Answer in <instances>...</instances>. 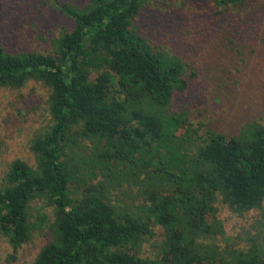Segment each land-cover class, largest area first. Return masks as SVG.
I'll list each match as a JSON object with an SVG mask.
<instances>
[{"label":"trees","instance_id":"trees-1","mask_svg":"<svg viewBox=\"0 0 264 264\" xmlns=\"http://www.w3.org/2000/svg\"><path fill=\"white\" fill-rule=\"evenodd\" d=\"M256 1L210 0L216 18ZM145 4L53 3L70 28L51 39L49 52L11 54L0 45V88L38 83L47 90L49 117L29 145L35 167L13 160L0 183L8 262L29 241V203L41 200L51 209L50 240L31 264H264V240L228 259L198 243L221 233L217 202L237 214L264 213V125L244 123L229 136L205 128L200 135L172 109L196 72L138 33L133 22ZM258 27L240 40L249 37L244 46L264 52V26ZM218 44L226 61L242 46ZM84 153L92 159L76 156ZM122 186L135 188L142 203L111 201L109 191ZM154 226L162 230L157 257L139 258Z\"/></svg>","mask_w":264,"mask_h":264},{"label":"rangeland","instance_id":"rangeland-1","mask_svg":"<svg viewBox=\"0 0 264 264\" xmlns=\"http://www.w3.org/2000/svg\"><path fill=\"white\" fill-rule=\"evenodd\" d=\"M72 1L80 6L83 0H0V45L11 54L49 52L51 39L70 28L68 20L52 5ZM218 10L210 0H146L145 8L133 23L153 49L178 58L196 72L185 94L175 97L172 109L185 113L192 129L199 126L197 134L213 128L229 136L244 123L264 125V52H260L258 44L244 46L249 37L244 42L240 40L251 26H264V0L247 5L242 12L228 10L229 16L216 18ZM226 39L244 46L232 53L235 56L230 61L225 60L218 44ZM46 98L47 90L34 82L17 90L0 88V183L13 160L35 167L29 145L49 125ZM76 156L81 161L92 159L90 153ZM128 192L122 186L108 195L117 203H142L135 188ZM44 204L41 200L29 203L27 219L33 226L30 238L11 262L6 260L10 248L0 237V264H31L39 249L50 240L47 225L52 221L51 209ZM261 206L264 210V199ZM215 207L221 233L200 239L203 250L211 247L228 259L234 251L262 244L264 213L251 210L237 214L219 202ZM153 233L151 239L139 244V258L156 259L162 230L154 226Z\"/></svg>","mask_w":264,"mask_h":264}]
</instances>
